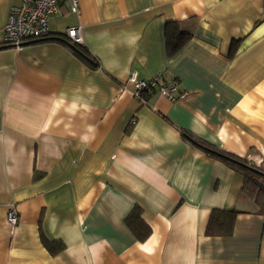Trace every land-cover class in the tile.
<instances>
[{"label": "crops", "instance_id": "0c3cea01", "mask_svg": "<svg viewBox=\"0 0 264 264\" xmlns=\"http://www.w3.org/2000/svg\"><path fill=\"white\" fill-rule=\"evenodd\" d=\"M21 3L0 0V264H264V206L192 142L264 171V0H64L15 48ZM168 22L192 34L175 52ZM133 71L176 100L136 98ZM213 209L239 211L230 235L206 233Z\"/></svg>", "mask_w": 264, "mask_h": 264}, {"label": "built area", "instance_id": "2783aa9c", "mask_svg": "<svg viewBox=\"0 0 264 264\" xmlns=\"http://www.w3.org/2000/svg\"><path fill=\"white\" fill-rule=\"evenodd\" d=\"M64 0H22V3L11 8L4 28V42L21 48L29 40H38L49 35L48 19L60 13V5ZM71 10H79V0H67ZM66 36L74 43L83 44L84 36L80 26L66 29ZM128 81L134 85L133 94L139 98L143 91H151L155 87L171 101L178 96L179 82L176 79L166 80L155 75L150 81L140 79L136 71L130 73ZM18 211L11 207L7 212V220L11 226L18 223Z\"/></svg>", "mask_w": 264, "mask_h": 264}, {"label": "trees", "instance_id": "16d2710c", "mask_svg": "<svg viewBox=\"0 0 264 264\" xmlns=\"http://www.w3.org/2000/svg\"><path fill=\"white\" fill-rule=\"evenodd\" d=\"M166 36L169 52H175L190 39L192 34L182 32L181 29L178 28L176 22H168L166 24ZM48 37L49 35L42 37L41 39ZM57 38L59 39L61 37L59 36L56 37V39ZM66 38L67 39L64 37L62 39L63 41H67L73 50L90 59L88 54L86 55L85 53L87 50L83 44L74 43L67 36ZM149 95L150 91H143L140 97L143 96L144 101H146ZM184 135L186 138L192 139L188 134L184 133ZM192 142L202 147L211 156L222 159L232 169L241 173L244 177V183L241 190L243 196L249 197L250 200H253L256 203L257 211H262L264 206V174L261 172L263 171L262 167L254 165L247 159L237 157L221 149L201 144L197 140L192 139ZM238 212L239 211L236 209H213L207 225L206 233L208 235H230L233 230L235 216ZM59 249L61 248L59 247Z\"/></svg>", "mask_w": 264, "mask_h": 264}, {"label": "water", "instance_id": "95a60500", "mask_svg": "<svg viewBox=\"0 0 264 264\" xmlns=\"http://www.w3.org/2000/svg\"><path fill=\"white\" fill-rule=\"evenodd\" d=\"M263 174H264V172L263 171H261Z\"/></svg>", "mask_w": 264, "mask_h": 264}]
</instances>
